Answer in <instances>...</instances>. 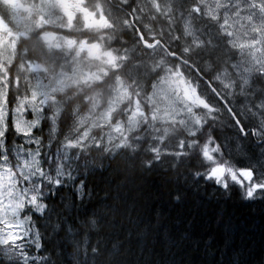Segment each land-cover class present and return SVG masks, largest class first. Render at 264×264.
Segmentation results:
<instances>
[{
    "label": "snow or ice",
    "instance_id": "1",
    "mask_svg": "<svg viewBox=\"0 0 264 264\" xmlns=\"http://www.w3.org/2000/svg\"><path fill=\"white\" fill-rule=\"evenodd\" d=\"M0 8L8 9L0 13V264H76L63 245L56 254L61 231L35 218L46 213L32 185L47 183L45 172L59 179L78 150L69 137L61 152L50 137L79 125L86 142L90 122L110 127L109 143L131 141L151 155L168 146L165 136L181 157L189 141L203 142L199 113L214 118L215 109L185 71L182 40L211 37L230 60L220 79L234 89L227 111L236 138L230 132L226 143L237 167L218 164L207 178L228 189L229 176L248 199L264 200V0H17L15 9L0 0ZM185 120L186 139L172 137ZM215 150L205 145L203 154L214 160Z\"/></svg>",
    "mask_w": 264,
    "mask_h": 264
},
{
    "label": "clouds",
    "instance_id": "2",
    "mask_svg": "<svg viewBox=\"0 0 264 264\" xmlns=\"http://www.w3.org/2000/svg\"><path fill=\"white\" fill-rule=\"evenodd\" d=\"M182 44L186 73L200 85L202 93L215 109L214 118H209L207 112L199 113L203 125L198 130L203 142L189 141L192 148L186 150L183 157L175 152L178 145L169 136L162 138L168 141V146L158 145V155H151L148 150H142L141 146L131 141L120 145V139L117 138L109 143L107 137L110 127L92 128L90 122L85 129L89 131L86 142L79 140V125L70 130L69 136L62 139L52 136L48 139V142L63 152L65 142L71 137L73 147L78 150L73 153L74 162L65 166L59 179L45 172L43 179L47 183L32 185L38 189L35 194L40 198V204L46 213L43 216L36 215L35 218L42 226L45 221L59 220L62 235L65 223L72 224L77 240L86 239L95 251V264H135L129 256L132 241L123 232L120 233L123 239L118 248L112 241L117 238V229L121 227L132 232H140L149 227L150 221L141 219L133 224L132 217L139 214L142 188L157 179L177 187V194L172 196L174 201L181 200L180 192L187 194L201 186L220 189L226 198L235 195L245 201L251 200L246 197L243 189L231 184L229 176L225 177L229 181L228 189L219 187L207 178L209 170L218 164L229 168L237 167L232 149L226 143L230 132L233 133L232 138H236L234 127L228 124L227 111L229 103L236 106L234 89L220 79V73L230 63L227 49L208 36L201 38L198 43L182 40ZM118 75L124 76L123 69ZM213 86L219 90L218 94L213 93ZM102 87L107 93V84ZM101 110L103 106L97 111ZM190 128V121L185 120L183 125L176 126L172 137L186 139L180 136V132L190 133ZM39 139L44 140L45 137L41 136ZM205 145L210 151L216 149V159L209 160L204 156ZM97 177L103 181L104 194L85 204L84 199H78L77 195L79 193L83 197L85 191H94L89 181ZM80 184H84L85 189H80ZM72 247L75 248V245Z\"/></svg>",
    "mask_w": 264,
    "mask_h": 264
},
{
    "label": "trees",
    "instance_id": "3",
    "mask_svg": "<svg viewBox=\"0 0 264 264\" xmlns=\"http://www.w3.org/2000/svg\"><path fill=\"white\" fill-rule=\"evenodd\" d=\"M10 138L19 139L15 133ZM89 182L95 190L83 194L85 204L104 194L101 178ZM174 194L177 187L159 179L144 186L132 223L147 220L149 227L140 232L121 227L112 244L119 247L123 232L132 241L129 256L135 264H264V200L226 198L211 186L180 192V201L172 199ZM50 228L61 231L60 221L53 219ZM51 238L45 236L46 241ZM55 244L57 256L63 245L64 256L76 264H95L92 246L86 239L77 240L72 224L65 223Z\"/></svg>",
    "mask_w": 264,
    "mask_h": 264
},
{
    "label": "flooded vegetation",
    "instance_id": "4",
    "mask_svg": "<svg viewBox=\"0 0 264 264\" xmlns=\"http://www.w3.org/2000/svg\"><path fill=\"white\" fill-rule=\"evenodd\" d=\"M9 7L12 8V9H15L17 7V0H9ZM8 9H5V8H0V13H5L7 12ZM6 117L4 116L3 117V120L5 119Z\"/></svg>",
    "mask_w": 264,
    "mask_h": 264
},
{
    "label": "rangeland",
    "instance_id": "5",
    "mask_svg": "<svg viewBox=\"0 0 264 264\" xmlns=\"http://www.w3.org/2000/svg\"><path fill=\"white\" fill-rule=\"evenodd\" d=\"M3 117H4V114L2 112H0V122L3 121Z\"/></svg>",
    "mask_w": 264,
    "mask_h": 264
}]
</instances>
